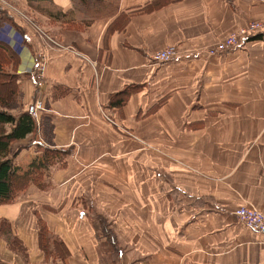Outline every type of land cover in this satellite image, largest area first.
<instances>
[{
    "label": "crops",
    "instance_id": "obj_1",
    "mask_svg": "<svg viewBox=\"0 0 264 264\" xmlns=\"http://www.w3.org/2000/svg\"><path fill=\"white\" fill-rule=\"evenodd\" d=\"M17 1L65 47L12 18L5 70L22 110L41 100L54 148L70 154L0 204V264H263V237L233 211L264 213V38L206 50L264 19V0H118L90 23L71 0ZM166 47L178 58L153 61ZM39 131L12 144L20 175L43 158Z\"/></svg>",
    "mask_w": 264,
    "mask_h": 264
},
{
    "label": "trees",
    "instance_id": "obj_2",
    "mask_svg": "<svg viewBox=\"0 0 264 264\" xmlns=\"http://www.w3.org/2000/svg\"><path fill=\"white\" fill-rule=\"evenodd\" d=\"M29 5L39 2H50V0H26ZM117 1L110 4L106 0H71L72 9L78 11L86 17V13L90 11L88 22L109 17L115 13ZM106 4L112 6L113 10L106 7ZM115 5V6H114ZM147 6L138 11L149 10ZM0 8V29L3 24L8 23L14 26L12 17L9 13ZM107 11V12H106ZM263 35L256 36L252 40L263 39ZM16 58L15 54L7 45L0 41V204L12 203L20 192L25 190L29 183L42 187V180L47 172L58 162L63 163L66 155L70 154V150H58L53 145V124L52 119L48 115H41L39 125L31 117L28 111L22 110L21 93L19 91V77L8 70L5 66L9 63V59ZM127 95L128 90L120 93ZM116 97V96H115ZM114 97L110 105L114 104ZM116 104V102H115ZM21 109V110H20ZM17 114H13V111ZM38 128L41 131L42 139L47 145L43 150V158L41 161L30 164L29 169L24 174H18V167L14 162L17 151L13 150L12 144L16 141L23 140L29 135L36 133ZM5 223L0 221V225ZM106 231V228H104ZM39 234L42 240L46 239L47 231L39 221Z\"/></svg>",
    "mask_w": 264,
    "mask_h": 264
},
{
    "label": "built area",
    "instance_id": "obj_3",
    "mask_svg": "<svg viewBox=\"0 0 264 264\" xmlns=\"http://www.w3.org/2000/svg\"><path fill=\"white\" fill-rule=\"evenodd\" d=\"M263 35L264 36V19L248 22L246 25L237 31L229 34L223 40L215 43L212 47L206 50L209 56L222 55L232 52L241 47L244 42L252 38ZM48 43L52 41L48 40ZM178 58V50L175 47H166L161 51L156 52L152 56V60L156 63L163 64L171 62ZM45 61L41 59L36 63L30 72L35 82L36 88L41 90L45 85ZM44 110V105L41 100L35 101L29 113L35 120L39 119L40 113ZM103 119L113 126L115 122L107 115V111L101 110ZM235 219L244 227L250 229L255 234L261 235L264 239V213L247 206H240L233 211ZM264 264V263H263Z\"/></svg>",
    "mask_w": 264,
    "mask_h": 264
},
{
    "label": "rangeland",
    "instance_id": "obj_4",
    "mask_svg": "<svg viewBox=\"0 0 264 264\" xmlns=\"http://www.w3.org/2000/svg\"><path fill=\"white\" fill-rule=\"evenodd\" d=\"M106 1L109 2L110 4H112V3L115 4V1H117V0H106ZM106 7H108L107 11H109V9L113 10L112 6L109 5V4H106ZM0 8L2 10H5L4 11L5 13H9V15L13 19L14 18L18 19V20L22 21L24 24H26L27 26L31 27V29L42 39V41L45 43V45H46V47L48 49H51V48L57 49V48L65 47V46H63L61 44V42L56 37H54V36L50 35L49 33L45 32V30L43 28H41L42 26L38 22H37L38 24L35 25L34 22H33V19H32L33 17L27 11V8H25L24 6L20 5L17 0H0ZM38 9L41 10L40 6H38ZM90 15H92V13L90 14V11L88 13H86V17L89 18ZM5 26H6V24L2 25V27H5ZM48 40L52 41V43H48ZM66 49H64V50H66ZM92 65L94 67V64H92ZM17 111L18 110L13 111V112L15 113ZM38 121H40V118H39ZM39 130L40 129L38 128L37 131H39ZM39 133H40V131H39ZM37 134L38 133H36V135ZM22 160L23 159H19V164L20 165H21Z\"/></svg>",
    "mask_w": 264,
    "mask_h": 264
}]
</instances>
